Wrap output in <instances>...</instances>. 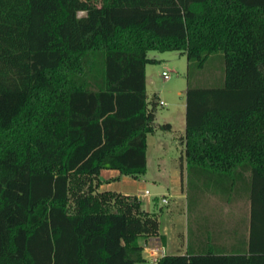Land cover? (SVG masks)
I'll use <instances>...</instances> for the list:
<instances>
[{
	"label": "trees",
	"instance_id": "16d2710c",
	"mask_svg": "<svg viewBox=\"0 0 264 264\" xmlns=\"http://www.w3.org/2000/svg\"><path fill=\"white\" fill-rule=\"evenodd\" d=\"M99 2L0 0V264L145 263L156 215L97 174L145 170L150 49L187 68L220 53L219 83L187 80L179 168L189 208L249 171L247 236L223 264H264V0Z\"/></svg>",
	"mask_w": 264,
	"mask_h": 264
},
{
	"label": "crops",
	"instance_id": "0c3cea01",
	"mask_svg": "<svg viewBox=\"0 0 264 264\" xmlns=\"http://www.w3.org/2000/svg\"><path fill=\"white\" fill-rule=\"evenodd\" d=\"M148 52L149 50L146 54L149 57L156 59ZM148 63L144 64L145 91ZM179 121L184 128L183 114ZM168 123L171 127V123L169 121ZM156 132L154 126L151 132L145 134L143 173L131 176L119 173L116 168H100L97 174V189L135 195L140 200L142 209L156 215L158 235L151 238L155 240L154 242L160 243L161 256L165 255L167 264H223L224 254L242 247L247 236L249 171L246 169L242 171L244 185L240 191L232 193L228 198L203 191L194 198L189 208L185 189L181 187L185 179V170L182 167L181 175L182 169L179 168V159L175 155L171 159L170 168L165 170L167 171L165 176L155 172L152 175L147 173L149 156L155 155L158 143ZM172 141L176 148H179L180 154L183 139H177L178 144L174 139ZM148 184H152L156 189L150 190ZM145 189L147 193L144 192ZM162 196L166 198V202L161 201ZM147 239L150 240V237Z\"/></svg>",
	"mask_w": 264,
	"mask_h": 264
},
{
	"label": "rangeland",
	"instance_id": "374dc122",
	"mask_svg": "<svg viewBox=\"0 0 264 264\" xmlns=\"http://www.w3.org/2000/svg\"><path fill=\"white\" fill-rule=\"evenodd\" d=\"M96 3L99 4V0H96ZM83 13L84 11H77L78 15ZM148 54L156 57L153 62H149L146 65L145 93L147 101H150L153 97L156 101L154 107V126L157 130L155 135H157L158 143L155 147V155L149 156L147 173L152 175L155 172L160 176H165V172H167L165 170L170 168L173 156L175 155L178 159V155L182 154V150L179 154V148H176L172 139L178 144L177 139L182 138L180 134H183L184 128L179 118L181 114L184 116V91L187 80L194 85L219 83L222 79L223 61L220 53H214L204 60L201 67L187 68L185 55L179 50H149ZM162 69L167 71L168 77L162 76ZM159 100L164 101V104H160ZM149 105L150 103L148 102ZM168 121L171 123V129H166L165 131L164 128L158 126ZM182 171L183 169L181 170V175ZM181 187L184 189V181ZM148 188L150 190L156 189L152 184H148ZM157 198L159 199V195ZM154 241V239L150 238V240H141V243L144 246L146 244H153ZM145 254L146 252L142 249L144 264H149L148 259L144 256Z\"/></svg>",
	"mask_w": 264,
	"mask_h": 264
},
{
	"label": "built area",
	"instance_id": "2783aa9c",
	"mask_svg": "<svg viewBox=\"0 0 264 264\" xmlns=\"http://www.w3.org/2000/svg\"><path fill=\"white\" fill-rule=\"evenodd\" d=\"M161 74L163 77H168V73L165 69L161 70ZM158 102L160 104H164V101L162 100H159ZM144 192L147 193L148 191L145 189ZM161 201L166 202V198L161 197ZM160 248L161 246L159 242H154L153 244H146L143 246V250L146 252L144 256L148 259L149 264L156 262L158 257L161 256Z\"/></svg>",
	"mask_w": 264,
	"mask_h": 264
}]
</instances>
